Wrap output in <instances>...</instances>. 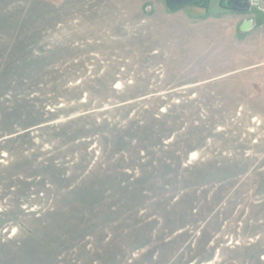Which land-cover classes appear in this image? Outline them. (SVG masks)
I'll return each mask as SVG.
<instances>
[{
  "label": "rangeland",
  "instance_id": "374dc122",
  "mask_svg": "<svg viewBox=\"0 0 264 264\" xmlns=\"http://www.w3.org/2000/svg\"><path fill=\"white\" fill-rule=\"evenodd\" d=\"M258 6L0 0V264H264Z\"/></svg>",
  "mask_w": 264,
  "mask_h": 264
},
{
  "label": "water",
  "instance_id": "95a60500",
  "mask_svg": "<svg viewBox=\"0 0 264 264\" xmlns=\"http://www.w3.org/2000/svg\"><path fill=\"white\" fill-rule=\"evenodd\" d=\"M205 0H165L166 5L172 10H183L189 6H200ZM223 5L237 12H247L251 9L249 0H222ZM231 3L232 5H228Z\"/></svg>",
  "mask_w": 264,
  "mask_h": 264
},
{
  "label": "built area",
  "instance_id": "2783aa9c",
  "mask_svg": "<svg viewBox=\"0 0 264 264\" xmlns=\"http://www.w3.org/2000/svg\"><path fill=\"white\" fill-rule=\"evenodd\" d=\"M251 2H252V4L255 5V6H258V3H260V6H258L259 9L264 10V8H263L264 6L262 5V0H251Z\"/></svg>",
  "mask_w": 264,
  "mask_h": 264
},
{
  "label": "flooded vegetation",
  "instance_id": "af4514ba",
  "mask_svg": "<svg viewBox=\"0 0 264 264\" xmlns=\"http://www.w3.org/2000/svg\"><path fill=\"white\" fill-rule=\"evenodd\" d=\"M228 5L230 6V5H232L231 3H228ZM251 10H253V7H251ZM244 13H246V12H244Z\"/></svg>",
  "mask_w": 264,
  "mask_h": 264
},
{
  "label": "crops",
  "instance_id": "0c3cea01",
  "mask_svg": "<svg viewBox=\"0 0 264 264\" xmlns=\"http://www.w3.org/2000/svg\"><path fill=\"white\" fill-rule=\"evenodd\" d=\"M246 27H247V25L245 26V28H244V29H246Z\"/></svg>",
  "mask_w": 264,
  "mask_h": 264
}]
</instances>
